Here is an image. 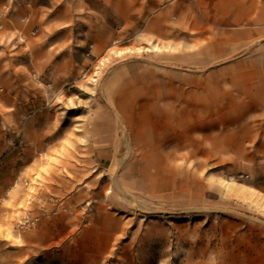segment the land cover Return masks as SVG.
I'll list each match as a JSON object with an SVG mask.
<instances>
[{"label": "rangeland", "instance_id": "1", "mask_svg": "<svg viewBox=\"0 0 264 264\" xmlns=\"http://www.w3.org/2000/svg\"><path fill=\"white\" fill-rule=\"evenodd\" d=\"M0 264H264V0H0Z\"/></svg>", "mask_w": 264, "mask_h": 264}, {"label": "crops", "instance_id": "2", "mask_svg": "<svg viewBox=\"0 0 264 264\" xmlns=\"http://www.w3.org/2000/svg\"><path fill=\"white\" fill-rule=\"evenodd\" d=\"M143 76L142 79L145 77ZM218 76V75H217ZM137 77V76H136ZM132 78L128 82L132 84V89L129 90L128 95L129 97L134 96L137 92H139V89L137 88L136 83L138 82V77ZM147 78H152V76H148ZM156 80V78H154ZM217 79V78H216ZM218 81V79H217ZM167 85V84H166ZM136 87V88H135ZM128 90V89H127ZM162 85L159 83H155L154 85L150 86V91L152 93V99L150 101H147L145 103V107L143 108L142 112V120H139L137 131V137L139 136L140 139L144 140V143L146 147L151 148L153 142L157 140L158 137L165 135L169 131V127H162L158 128L156 127V124L154 122L155 114H157L161 108H169L171 110H175L177 108V103L179 102H186L184 100L180 101L173 97L171 100H167L168 97H165L162 93ZM197 93H202L197 97ZM222 90L220 88V85L218 83H215L212 81V74L208 73L206 76H204V83L202 84V87H197L196 89L189 90L187 92L188 98L191 101L190 104L187 105V108H200V109H207L211 106L210 104V97L212 99H217L219 95H221ZM203 98L201 102H197L195 99ZM165 98V99H164ZM200 100V99H199ZM188 101V100H187ZM198 103V104H197ZM186 107V106H184ZM192 115V112H187L185 116L187 118H190ZM134 128L131 127V125L128 126L127 131L130 133L134 132ZM164 143V141L156 144L157 146H160ZM187 144L186 146H188ZM185 146V147H186ZM26 165L18 164L15 165V169L17 167V171H21L25 168ZM30 241L32 242L31 238L29 237ZM28 240V239H27Z\"/></svg>", "mask_w": 264, "mask_h": 264}, {"label": "built area", "instance_id": "3", "mask_svg": "<svg viewBox=\"0 0 264 264\" xmlns=\"http://www.w3.org/2000/svg\"><path fill=\"white\" fill-rule=\"evenodd\" d=\"M38 221V216H32L30 213H26L19 221V225L25 228L34 226Z\"/></svg>", "mask_w": 264, "mask_h": 264}]
</instances>
